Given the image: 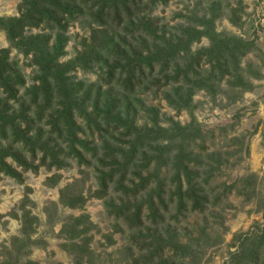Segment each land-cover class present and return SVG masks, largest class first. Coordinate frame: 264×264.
Masks as SVG:
<instances>
[{
  "label": "rangeland",
  "instance_id": "obj_1",
  "mask_svg": "<svg viewBox=\"0 0 264 264\" xmlns=\"http://www.w3.org/2000/svg\"><path fill=\"white\" fill-rule=\"evenodd\" d=\"M83 2L76 3V17L64 21L62 30L43 23L25 32L26 37L47 40V50L54 54L62 39L58 62L72 63L61 82L66 90L49 84L45 95L53 102L45 115L57 108L59 92L71 95L76 107L73 121L61 118L59 128L46 125L45 116L33 119L30 143L36 144L35 159L23 143L12 145L11 133L0 131V147H14L35 168L23 172L11 157L5 159L21 182L0 175V264H14L17 257L19 264H133L147 254L144 241L155 234L170 244L164 251L170 264H264V251H259L264 227V0H142L140 11L131 21L123 19L118 29L93 18L96 1ZM20 5L21 0H0V19L18 17ZM143 22H149L154 34L130 36L136 31L131 27ZM96 29L107 30L111 46L123 51L144 47L161 53L162 59L167 57L166 68L160 63L152 72L144 70L135 90L124 93L117 73L105 81L111 60L102 54L97 63L93 55L83 54ZM220 41H229V50L239 42L247 52L235 59L224 54L220 70L214 69L215 59L204 57L191 67L189 85L182 77L180 85L166 83L164 78L177 67L189 69V63ZM3 49L24 82L9 105L11 112H35L40 69L0 30ZM46 96L42 89L37 94L39 107ZM69 130L75 131L78 144H73ZM43 148L50 152L47 166L40 165ZM114 149L131 159L126 186L132 180L137 183L138 176H156L135 198L117 190L123 161L116 159L120 165L115 168L108 153ZM180 164L199 174L196 184L207 200L200 212L189 204L182 210L176 206L174 178L183 173V167L176 168ZM115 169L116 176L99 197V173ZM63 191L66 199L83 197L84 206L67 207ZM150 198L158 223L149 219ZM109 203L142 205L140 229L131 230L111 214ZM75 218H82L80 228H89L86 239H70ZM152 242L155 247L162 244ZM253 256L258 257L256 263L248 260Z\"/></svg>",
  "mask_w": 264,
  "mask_h": 264
},
{
  "label": "trees",
  "instance_id": "obj_2",
  "mask_svg": "<svg viewBox=\"0 0 264 264\" xmlns=\"http://www.w3.org/2000/svg\"><path fill=\"white\" fill-rule=\"evenodd\" d=\"M94 1H96L94 3V6L97 8L95 13L93 14V18H95L97 23L102 24V26H109L112 28H116L117 25L120 26L123 19L131 21L134 15H136V12L140 11L142 5V0ZM76 3L84 2L83 0H21L20 15L18 17L0 19V30L5 33L8 42L10 44H13L17 49L22 51L27 56L31 55L34 64L40 69L42 73L41 88H37L35 91L36 100L34 101V106L38 107L37 110L31 113L21 111L16 116L15 112H11V108L9 105L12 101L16 100L18 88L23 86L24 82L22 81V79H20V77L15 75V71L11 67L9 63L8 50H0V131L5 136L8 133H11V137H13L14 139L12 145L23 143L25 147H28V151L32 154L33 159H35L36 156V144L32 146V143H30V133L32 126L34 125L33 119H37V121H39L41 117L45 116L47 117L46 125L50 126L52 129L59 128V121L61 118L62 120H67V122H69L70 120L73 121L74 108L76 107V105H71L73 101L71 95L59 92L60 95H57L59 99L58 103L56 104L57 108H55L53 111H49L45 115L47 107L53 102V97H47L45 95L49 90H51L49 88V84H51V88L55 85L57 86V90H66L62 86L61 82L67 79L65 77L66 72L70 70L72 63L64 66L58 62V55L62 50V45L64 43L62 39H59L57 43L58 48L56 53L54 54L51 52V49L47 50V40H40L37 37H26L25 32L28 29H36L43 23L51 24L57 29L62 30V23L64 21H71L74 16L76 17V15L74 14ZM131 28H135L136 31H131L129 33L130 36H135L140 33H144L146 36H151L154 34L153 31H151V25L149 24V22H143L139 24V26L133 25ZM110 39V34L107 30H94L89 38L90 42L87 45V48L85 47V53L83 54L87 57L93 55L94 58L98 60L96 61L97 63L99 62V56L102 54L106 57L105 60H111L113 66L111 65L108 67V76L105 81L110 82L115 78V74L117 73L120 81V87L124 93H132L135 90L136 86L139 85V79L143 77V74L145 72L144 70L147 69V71L152 72L155 65L160 63H162V66L166 68L167 62H165L164 60L167 57L162 59L161 53H151L144 47L143 49L138 48L137 51L130 48L127 51H123L122 49L111 46L112 42L110 41ZM238 43L239 42H236L235 48L229 50V41H220L219 45L209 50L203 51L197 59L195 58L191 63H189V65H187L189 66V69H181L177 67L176 71L173 74L164 78L166 83L179 84L180 78L182 77L185 85H189L190 82L188 81V79L191 67L199 65L200 61L204 57L208 56H211L216 61V66L214 67V69L220 70L219 59L222 58L224 54L228 55L230 58L235 59L236 56L245 54L247 52V50L240 47V44ZM169 61L170 59L168 58V63ZM73 64L76 65V63ZM222 73L224 74L225 72ZM153 85H156V83L154 82ZM41 89L43 96H46L47 100L43 104L44 107H39V103L37 104V94ZM39 108L41 109L40 111ZM29 117L31 119H28ZM22 126H24V128H22ZM68 126L69 125L66 124V127ZM69 133H71V137L75 139L74 141H72L73 144H78L79 139H77L75 131L69 130ZM4 139H6V137ZM72 150L75 152V157L77 156L79 157V159H81V154L77 150L76 146H73ZM158 152L160 151H157V153ZM49 153L50 152L48 149L43 148V156L40 163L41 166H47L46 161ZM108 153L110 155V159L112 160V164L115 165V168L120 165L119 161H117L116 159H120L123 161V164H121L123 167L118 172L120 174V177L117 182V190L125 193L126 197L135 198L139 196L146 188L151 185L152 181L156 179V176H153V174H150L144 178L138 176L137 183L132 180L130 182L131 186H126L124 178L125 169L128 168V163L131 161V159L123 156V153L120 149H114L111 150V154L110 151ZM8 157H11L17 164V166L22 168L23 172L35 169L31 166V164L26 162L20 154L14 152V147H0V175L2 176L15 178L17 181L21 182V175L6 163L5 159ZM178 163L181 162L177 161V164ZM149 166V163L146 164L144 170H146ZM180 166L183 167V173L178 174L174 178L176 180L174 191V196L176 197V206L178 210H182L185 209V207L189 204L192 211L200 212L204 209V205L207 200L201 195V190L198 189V184H196L199 178V174L193 173L191 170L182 166L181 164L177 165L176 168ZM117 170L119 169L117 168ZM116 174V169L115 172L113 171L111 172V174H104L103 172L99 173L98 187L101 192L97 193L99 197H102V195L107 191L108 183L112 181V178L116 176ZM158 190H160V188ZM162 192L163 191L161 190V193ZM160 194H158V196H160ZM61 199H65L64 202L70 209H80L85 204V199L81 196H70L66 199L64 196V191L61 193ZM151 201L152 198H150V200L148 201L147 207L149 219L151 218L154 223H158V221L160 220V216L154 203L150 204ZM141 206L142 205H137L135 208H132L131 206L129 207L126 203H122L120 206L109 203V207L112 209L111 214H113L118 219H123V221L131 230L137 228L139 230V227L142 226ZM81 221L82 218H75L73 220L74 225L72 226L70 232V239L73 241L80 238L86 239L84 238V236L86 237V235L89 233V228L87 227V225L80 228ZM67 227L68 226L66 225L64 226L65 230L67 229ZM141 232L142 231H140L139 233L140 237L142 234ZM147 238L150 239L144 241V243L146 244L144 245V250H147V254L135 259L133 261V264H170L171 259L169 258V262L164 258L165 248L170 244L165 242L164 239L161 238V236H157L156 234L154 236H147ZM90 239L91 238H88L87 240ZM152 241H158L162 244L155 247V243ZM72 246L77 251H79V253L84 252L79 244H73ZM259 251H264V227L259 237ZM257 259V256L248 258L250 263H256ZM14 264H19L18 257L16 258ZM26 264L38 263L29 261ZM243 264L248 263L245 262Z\"/></svg>",
  "mask_w": 264,
  "mask_h": 264
}]
</instances>
